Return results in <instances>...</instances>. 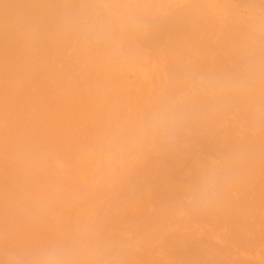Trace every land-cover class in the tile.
<instances>
[{"label": "bare ground", "instance_id": "bare-ground-1", "mask_svg": "<svg viewBox=\"0 0 264 264\" xmlns=\"http://www.w3.org/2000/svg\"><path fill=\"white\" fill-rule=\"evenodd\" d=\"M84 240L89 264H264V0H0V261Z\"/></svg>", "mask_w": 264, "mask_h": 264}, {"label": "clouds", "instance_id": "clouds-1", "mask_svg": "<svg viewBox=\"0 0 264 264\" xmlns=\"http://www.w3.org/2000/svg\"><path fill=\"white\" fill-rule=\"evenodd\" d=\"M137 11L130 6H124L118 18L126 23L135 21ZM111 25L112 20L109 18H86L81 29L82 39L86 43L99 41L107 36ZM181 127V117L172 109L164 108L152 114L147 124V131L151 132V140H158L159 144L168 145L175 141ZM223 182L224 178L218 171H210L201 178L194 196L189 197V202L194 207L213 206L219 198ZM98 255L99 249L84 240L71 245H50L32 251H13L6 260L0 261V264H89Z\"/></svg>", "mask_w": 264, "mask_h": 264}]
</instances>
